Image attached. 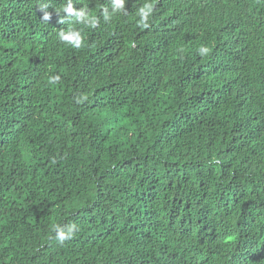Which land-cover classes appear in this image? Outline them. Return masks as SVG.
Segmentation results:
<instances>
[{"label":"trees","instance_id":"trees-1","mask_svg":"<svg viewBox=\"0 0 264 264\" xmlns=\"http://www.w3.org/2000/svg\"><path fill=\"white\" fill-rule=\"evenodd\" d=\"M65 2L0 0V264H264V0Z\"/></svg>","mask_w":264,"mask_h":264},{"label":"clouds","instance_id":"clouds-1","mask_svg":"<svg viewBox=\"0 0 264 264\" xmlns=\"http://www.w3.org/2000/svg\"><path fill=\"white\" fill-rule=\"evenodd\" d=\"M127 0H110L111 10L108 7H103L100 10L99 16L89 13L84 7H74L73 0H66L62 6V12L67 17H74L77 24L84 25L87 28L95 29L100 23V18H103L105 23L110 22L117 14H127L125 8ZM158 0H143V3L137 8L136 16L138 17L137 25L141 29H149L151 27L150 18L155 11V5ZM50 7L47 3H42L38 8L43 12L42 20L50 19V13L47 9ZM60 14L59 12H56ZM60 23H65L63 18L59 19ZM57 38L60 43L70 45L72 48L79 49L83 46V35L80 29L76 27H68L66 30H60L57 33ZM209 49L201 45L197 49V54L201 57L207 56ZM61 77L59 74H53L48 78L49 84L59 83ZM87 99L86 96L81 95L75 98L76 104H81ZM55 162V161H53ZM80 228L77 223L69 222L66 224L56 223L52 225L49 240L55 241L59 244H64L65 241L72 240L79 232Z\"/></svg>","mask_w":264,"mask_h":264}]
</instances>
